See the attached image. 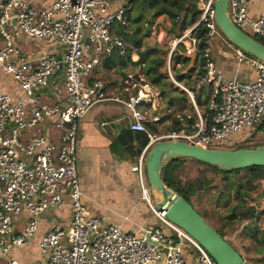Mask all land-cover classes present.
I'll list each match as a JSON object with an SVG mask.
<instances>
[{
  "label": "built area",
  "instance_id": "1",
  "mask_svg": "<svg viewBox=\"0 0 264 264\" xmlns=\"http://www.w3.org/2000/svg\"><path fill=\"white\" fill-rule=\"evenodd\" d=\"M215 1L195 0L199 20L175 38L167 51L168 75L187 92L196 115L189 129L162 130L165 108L143 71L128 73L123 80L121 89L132 92L124 101L132 112L129 128L147 134V148L164 139L228 148L259 127L264 140V61L224 35L216 22ZM255 1L264 3L229 0V15L241 29L264 42V7L257 9ZM133 9V3L113 7L112 0H52L45 8H35L28 0H0V254L27 245L45 212L67 208V223L53 225L40 237L33 264H218L203 245L167 217L166 209L156 207L145 179L144 154L138 164L139 181L158 223L143 236L92 215L84 201L77 167L79 122L97 102L121 100L92 73L104 53L117 49L126 54V41L113 27L116 23L128 26ZM199 25L203 33L195 35ZM32 39L60 47L61 52L37 55L29 47ZM214 39L230 42L238 62L256 69V79L246 82L223 75L213 57ZM182 44L184 54L196 52L202 61L204 72L196 84L209 87L205 112L196 89L173 75L170 61ZM144 66L141 61L139 67ZM10 79L22 98L15 99L13 92L5 90ZM43 87L61 97L62 103L43 100L37 94ZM176 117L183 122L192 115ZM49 124L59 132L58 141L47 133ZM150 124L159 132L152 131ZM241 133L245 137L232 139ZM19 216L26 222L17 231ZM7 264L21 262L10 256Z\"/></svg>",
  "mask_w": 264,
  "mask_h": 264
},
{
  "label": "crops",
  "instance_id": "2",
  "mask_svg": "<svg viewBox=\"0 0 264 264\" xmlns=\"http://www.w3.org/2000/svg\"><path fill=\"white\" fill-rule=\"evenodd\" d=\"M28 1L35 8H45L52 0ZM112 2L113 7L125 3H133L136 8V5L140 0L131 2L130 0H112ZM260 3L262 6L259 7L256 5L258 7L257 9L264 7V3ZM135 18L137 17L134 16L131 25L126 26L125 28L120 27V24L118 23L113 27V31L126 41V54H120L119 50L116 49V52L114 51L115 54L114 52L111 54L104 53L100 62V64L107 69L117 70L119 72L118 78L116 75L113 77L104 76L107 79V82L104 83L107 90L122 101L111 99L97 102L80 120L77 153L79 152L82 157L78 160L77 167L78 173L83 172L87 174L86 178L80 177V180L84 183L81 185L84 192V201L92 215L102 218L108 224L120 225L124 230L133 232L141 237L145 234L147 228L158 223L156 216L143 198L142 187L138 180V164L141 156L144 154L143 157L145 158V155L150 148H147L149 145V139L142 147L140 146L138 139L132 142L127 139L126 136L132 132L129 128V124L132 120V112L124 101L128 99L132 92L121 89V86L128 73H136L138 71L144 72V68H140L139 63L143 61L142 56L146 51L149 49L159 50L156 43L155 46L147 48L144 52H141L144 48V42L151 37L148 35V32L152 33V39H155L154 36H156L157 33V37L159 35L158 39L160 41V35L163 36L166 31L167 36L170 35V38L172 39L181 36L188 25L181 24L179 30H140V28H138L139 26L136 25L138 22L135 21ZM140 41L141 43L137 44V42ZM29 47L35 50L38 53L37 55L61 52L60 47L48 45L36 39L30 40ZM179 47L177 48L176 53L182 54L185 57L183 52L184 46L180 45ZM213 57L218 70L228 78L237 77L242 81L249 82L254 81L257 77L256 69L248 62H238L236 51L230 42L222 39H214ZM137 58H139V61H137ZM190 62L191 60L188 58V62L185 65L186 69L190 71V74L194 72L197 74L199 73L200 75L203 74L204 69L200 70V63L202 61L198 56L191 68H189ZM244 65H246L245 68H243ZM187 70L184 72L186 73ZM92 77L100 78L94 76L93 73ZM148 79L149 78L147 77V80ZM6 82L5 90L13 92L15 99L22 98V92L20 89L15 88L11 79L6 80ZM148 82L150 81L148 80ZM192 89H196L198 96L200 95L198 98L199 102L204 96H207L209 91V89L207 90L204 86L197 87L196 80L195 86L192 87ZM198 91H200L201 94H199ZM37 94H39L43 100L50 103L61 102L62 100L61 97L57 96L48 87L38 88ZM200 104L205 106L206 102H200ZM162 106L164 107L165 105L162 103ZM164 108L166 113V107ZM167 109L171 111L170 107ZM189 113L192 115V118H187L184 122L180 121L175 129L190 128L192 119L195 118L193 116L194 113L192 114L191 111ZM170 115L174 118L173 121L177 123L179 119L177 118V120L175 118L176 116L174 113H166L162 118L164 120L163 122H166L169 118L171 119L172 117ZM149 127L155 128L154 124H150ZM46 129L47 133L54 141L59 140V132H57L51 124H49ZM128 145L131 146L129 149L127 147ZM261 182L262 183L258 188L251 189L249 195L244 196L247 201L246 210L252 212L254 215L253 221L247 220V226L255 225V227L259 229V231L250 234L251 227L248 228L247 231L248 234H250L249 238L251 239L250 246L245 245V242L242 241L243 238L240 239V230H237V233L231 232L232 236H237L238 238V241L233 244L238 246L243 257L249 264H254L255 258H261L264 255V215L260 216V214L264 212V179ZM53 210L55 216L64 218L65 221L60 223L56 218L47 220L46 216L48 211L45 212L41 217L39 230L34 237L36 238V243H38V240L43 236L46 230L53 225L67 223L69 216L67 208ZM25 222V218H22L21 216L17 217L16 230H21L25 225ZM14 250L15 249L11 250L7 255L0 254V264H7V260L10 256L19 259L16 255H13ZM37 253L39 255L38 245ZM1 259H4L5 261L2 262ZM255 264H258V262Z\"/></svg>",
  "mask_w": 264,
  "mask_h": 264
},
{
  "label": "rangeland",
  "instance_id": "3",
  "mask_svg": "<svg viewBox=\"0 0 264 264\" xmlns=\"http://www.w3.org/2000/svg\"><path fill=\"white\" fill-rule=\"evenodd\" d=\"M152 2L153 0H140V2L137 3L136 8L134 6V9L132 13L130 14L131 22L129 25H131L132 18L135 16L137 17L135 18V21L138 22L136 25L139 26L138 28H140V30H157V31L158 30H179V26L181 24H185V25L187 24L188 26L185 30H188L200 18V14L199 12H197L198 19L195 23H192L191 16L193 15V11L191 10L189 11L188 9H182L179 13H177V15L174 14L173 16L171 13L162 11L163 9H162L161 3H158V2L156 3V1L154 3ZM253 5H257L259 7L262 6V4L258 1L253 2ZM249 33L253 37L254 36L257 37L253 32L249 31ZM148 35L152 37L151 32H148ZM151 37H149L148 40L144 42V45H143L144 48L141 52H144L147 48H151L152 46H155V44L157 43L159 47L158 51L162 53L163 55L162 57L164 58L165 62L162 67V70L165 73V75L168 77V79L170 80L171 84L165 89H162L157 85H154V86L159 92L161 103H163L165 105L164 107H166V113L167 114L174 113L175 116L179 114L180 116H183V117L185 116V114H188L190 111L193 114L194 113L193 107L190 103V99H189L187 92L183 90L179 85H177L168 75L169 62H168L167 51L171 48L172 42L175 38L171 39L170 35L167 36L166 31L163 34V36L160 35V38H161L160 41L158 39L159 35L157 37V33H156V36H154L155 39H152ZM213 46H214V40H213ZM177 64L178 62H176V59H171L170 66L173 71V75L175 79L178 82L187 86L188 88L194 87L195 80L197 79L196 77L200 74L199 73L197 74L194 72V73H191L192 74L191 75L190 71L186 69V66H184L183 64L178 66ZM245 67L246 65L243 66V68ZM201 69L202 70L204 69L202 62L200 63V70ZM185 70H187L186 73L184 72ZM93 74L94 76L100 77L105 83L107 82V79L104 76L113 77L114 75H116L117 78L119 77V72L117 70L107 69L102 64H100L97 68H95V70L93 71ZM4 76L6 75L4 74ZM187 76H189L190 78ZM198 92L199 94H201L200 91ZM199 97L200 95L198 96V98ZM172 99L176 101L173 104L170 103ZM180 100L183 101L182 109H180V103H179ZM206 101H207V98L204 96L200 102H206ZM169 107L171 108V111L167 109ZM200 108L202 111L205 112L206 109H205V106H203V104L201 105ZM193 116L195 118L196 115L194 114ZM175 118L177 119V117ZM173 119L174 118L172 117L171 119L169 118L168 120H166V124L162 128L163 131L167 132V131L173 130L179 125L180 120L177 119L178 121L177 123H175ZM150 128L152 129V131L156 133L159 132V129H155L154 127H150ZM261 130H262V127L249 131L246 139L241 140V141L232 142L228 145V148L230 149H237L241 147L254 148L260 145H264V140H261ZM245 135H246L245 133L236 134L235 136L232 137V139L237 140L241 138L242 136L245 137ZM77 155H78V160H79L82 156L79 154V152L77 153ZM185 158L186 159L183 161V165L180 167V170L178 172L181 184L185 185L190 180H195L198 178L204 182L203 187L200 188L197 192H195L191 196V201L194 207H196V209L202 214V216L210 224H212L220 232L222 236H224L229 241H231L232 244L236 243L238 241L237 240L238 238L237 236H232L231 232H236L237 230H240L241 231V235H239V237H241L240 239L243 238L242 241L245 242V245L250 246L249 245L251 244V239L249 238L250 234H253L259 231V229L255 227V225L247 226V224L245 223L247 222V220L253 221L254 215L252 214V212L246 210L247 201L244 197H242V195H240L241 192L236 191V188H235L238 182L245 180V177L247 176L246 170L244 169L239 170L238 173L234 174L233 176L225 177L223 172L215 169L214 167L206 166L203 163H199L187 157ZM86 175H87L86 173L79 172V177L86 178ZM145 179L148 182L146 171H145ZM80 181H81V185L84 184L82 180ZM261 183L262 182L259 181V183H257L255 188H258V186L261 185ZM175 191L177 192V190ZM237 192H239V194ZM242 200H244L245 202L242 203ZM262 215H264V212L262 213ZM46 218L47 220H52L56 218L57 221L60 223H63L65 221L64 218L55 216V212L53 209L48 210ZM249 227H251L250 234H248V231H247ZM35 241H36V238H33L28 243V245H26L27 247L23 246L20 248H16L13 251V255H16L22 264H32L33 262L37 260L38 243H36ZM1 261L4 262L5 260L1 259ZM257 262L258 264H264V255L261 258H255L254 264Z\"/></svg>",
  "mask_w": 264,
  "mask_h": 264
},
{
  "label": "water",
  "instance_id": "4",
  "mask_svg": "<svg viewBox=\"0 0 264 264\" xmlns=\"http://www.w3.org/2000/svg\"><path fill=\"white\" fill-rule=\"evenodd\" d=\"M215 8L216 22L224 35L236 46L264 61V43L232 21L229 15V0H216ZM185 57L191 60V68L197 53L185 54ZM204 87L209 89L207 85ZM179 157L194 158L224 170H243L264 166V145L237 149L206 148L185 140L164 139L151 145L144 158L148 185L156 207L166 209L167 217L203 245L218 264H249L240 250L222 236L193 204L164 182V166Z\"/></svg>",
  "mask_w": 264,
  "mask_h": 264
},
{
  "label": "trees",
  "instance_id": "5",
  "mask_svg": "<svg viewBox=\"0 0 264 264\" xmlns=\"http://www.w3.org/2000/svg\"><path fill=\"white\" fill-rule=\"evenodd\" d=\"M131 1H135V0H130V2ZM155 1L156 3L158 2L162 4V9H163L162 11L171 13L173 16L174 14L177 15V13H179L182 9H188L189 11L190 10L193 11V15L191 16L192 23H195L198 19V16H197L198 11H197L195 0H153L152 3H154ZM120 27L125 28L126 26L120 25ZM203 30H204L203 26L199 25L195 29L194 34L202 35ZM255 38L263 42L262 39L258 37H255ZM140 43L141 41L137 42V44H140ZM120 56L123 57L122 55ZM172 59H176V62H182L184 66L188 62V58L184 57L182 54H177L176 51L173 52ZM142 60L145 63L144 74L147 75V77L149 78L150 82L153 85H157L160 88L165 89L171 84L170 80L168 79V77L165 75V73L162 70V67L165 61L161 53L158 50L149 49L143 54ZM175 102L176 101L172 99L170 103L173 104ZM179 103H180V109H182L183 101L180 100ZM126 137L130 142L138 139L141 147L144 146L148 142V136L145 132L132 130V132H130ZM127 147L129 149L131 146L128 145ZM185 159H186L185 157H179V158L169 161L162 170V178L167 185L177 190V192L181 196H183L187 201H189L192 204L191 196L195 192H197L200 188L203 187L204 182L198 178L195 180H190L185 185L181 184L178 172L180 170V167L183 165V161ZM190 159L197 161L199 163H203L206 166L214 167L215 169L220 170L221 172H223L225 177H231L234 174L238 173L239 171V170H224V169L219 168L218 166L208 164V163L196 160L194 158H190ZM144 169H146L145 166H144ZM244 170H246L247 172V176L245 177V180L238 182V184L235 186L236 191H240L241 192L240 195H242V197L248 196L249 191L255 188L257 183H259V181H262L264 179V166L250 167ZM237 193L239 194V192ZM243 202L245 201L242 200V203Z\"/></svg>",
  "mask_w": 264,
  "mask_h": 264
}]
</instances>
